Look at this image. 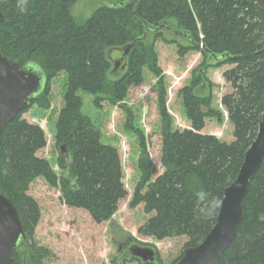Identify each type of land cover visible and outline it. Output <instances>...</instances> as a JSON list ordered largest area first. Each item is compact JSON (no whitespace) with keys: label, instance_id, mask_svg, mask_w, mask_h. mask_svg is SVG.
Returning <instances> with one entry per match:
<instances>
[{"label":"trees","instance_id":"1","mask_svg":"<svg viewBox=\"0 0 264 264\" xmlns=\"http://www.w3.org/2000/svg\"><path fill=\"white\" fill-rule=\"evenodd\" d=\"M76 2L0 0L5 16L0 22V51L21 66L36 65L47 79L29 108L9 122L1 135L0 192L17 207L26 233V242L13 253V264H46L53 255L35 238L41 207L29 190L38 177L60 188L66 205L87 210L96 222L110 219L128 195L119 150L102 141L101 125L83 113L79 90L93 94L96 107H101L103 95H108L113 104L120 103L127 110L126 128L136 134L139 143V180L130 206L143 203L145 212L153 213L140 226L141 235L157 240L187 236L183 251L170 263L174 264L185 248L200 243L212 229L224 189L236 179L258 134L264 114V10L255 0H117L79 21L72 14ZM172 24L183 32L178 36L185 44L165 35V29H174ZM157 40L176 43L181 56L195 51L204 57L178 93L191 122V127L183 130L173 128L167 108ZM110 49H122L126 63L123 74L113 81L108 77ZM228 64L232 67L223 76L232 90L223 95L221 103L233 125L234 140L230 142L202 133L207 117L219 123L224 119L223 111L213 106L215 84L207 71ZM146 69L158 77L162 118L164 171L156 178L148 138L135 125L132 110L122 103L130 87L144 81ZM61 72L66 74L67 85L57 112L54 140L65 146L66 153L56 157L58 172L48 158L39 155L48 142L44 128L23 114L35 104L49 108L52 81ZM243 208L244 219L219 264H264V159ZM124 259L164 264L158 250L153 262L126 255Z\"/></svg>","mask_w":264,"mask_h":264},{"label":"rangeland","instance_id":"2","mask_svg":"<svg viewBox=\"0 0 264 264\" xmlns=\"http://www.w3.org/2000/svg\"><path fill=\"white\" fill-rule=\"evenodd\" d=\"M116 1L77 0L72 7V14L79 21H83L96 9L107 4H114ZM172 28L175 29L173 24ZM164 33L169 39L186 43L175 32L165 29ZM155 48L159 66L164 75L167 108L173 118V128L180 130L189 128L191 122L186 117L178 93L190 81L192 71L204 61L203 54L191 51L181 56L176 43H165L162 40L155 42ZM108 55L112 61L108 77L110 81H113L125 71L124 53L122 49H110ZM206 60L210 63L215 62L208 58ZM231 67L228 64L218 68L210 67L207 71L210 80L215 84L213 106L223 111L224 119L222 123H219L216 118L207 117L206 126L202 130V133L214 134L228 142L234 140L233 125L228 120V113L221 100L225 93L232 90L230 83L223 76L224 71ZM66 85V74L61 72L52 81L49 108L35 104L23 114L28 121L38 123L44 128L48 142L47 146L39 151V155L48 158L58 172L60 169L56 164V157L60 153L65 154L66 151L56 145L54 135L57 112L63 105ZM78 93L83 99V113L96 124L101 125L102 141L115 145L119 150L123 164V181L128 195L120 201L117 212L110 219L96 222L87 210L66 205L62 201L60 188L52 187L42 177L35 179L30 184L29 190L30 195L39 202L41 207V219L35 230V238L53 252L46 264H139L137 261L124 259L125 244L128 241H132L130 244L137 243L155 248L160 254L162 263L170 264L181 254L188 238L180 236L157 240L139 233L140 226L153 213H146L143 203L134 208L130 206L139 180L137 164L139 143L136 134L126 128V123L129 121L127 110L120 103L113 104L108 95H103L101 107H96L93 94L83 90H79ZM158 99V77L146 69L144 81L132 85L122 101L132 110L135 125L142 129L148 138L154 163L153 178L164 171L161 162L162 118ZM69 158L68 161H70Z\"/></svg>","mask_w":264,"mask_h":264},{"label":"water","instance_id":"3","mask_svg":"<svg viewBox=\"0 0 264 264\" xmlns=\"http://www.w3.org/2000/svg\"><path fill=\"white\" fill-rule=\"evenodd\" d=\"M255 1L264 10V0ZM4 18L0 9V22ZM171 31L183 35L181 31ZM201 46L209 52L204 44ZM210 55L219 59L215 53ZM46 84L47 79L41 68L34 64L21 66L19 61L0 51V141L5 126L29 108ZM64 149L65 146H62ZM263 159L264 114L258 134L243 157L236 179L224 189L215 224L200 243L185 248L182 257L174 264H219L223 252L231 244L244 219V200ZM25 242L26 233L17 207L7 195L0 192V264H13L14 251ZM126 256L138 258L142 262H153L157 258V251L151 246L133 243L127 248Z\"/></svg>","mask_w":264,"mask_h":264},{"label":"flooded vegetation","instance_id":"4","mask_svg":"<svg viewBox=\"0 0 264 264\" xmlns=\"http://www.w3.org/2000/svg\"><path fill=\"white\" fill-rule=\"evenodd\" d=\"M124 58H125V57H124ZM124 58H123V59H124ZM123 61H124V60H123ZM127 248H128V247H126V249H125V255H126V250H127Z\"/></svg>","mask_w":264,"mask_h":264}]
</instances>
